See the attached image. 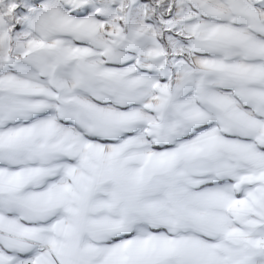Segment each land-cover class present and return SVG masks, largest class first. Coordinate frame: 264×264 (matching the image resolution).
Segmentation results:
<instances>
[{"label":"snow or ice","instance_id":"1","mask_svg":"<svg viewBox=\"0 0 264 264\" xmlns=\"http://www.w3.org/2000/svg\"><path fill=\"white\" fill-rule=\"evenodd\" d=\"M0 264H264V0H0Z\"/></svg>","mask_w":264,"mask_h":264}]
</instances>
